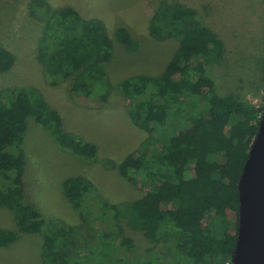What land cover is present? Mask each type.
I'll return each instance as SVG.
<instances>
[{"label": "trees", "instance_id": "trees-1", "mask_svg": "<svg viewBox=\"0 0 264 264\" xmlns=\"http://www.w3.org/2000/svg\"><path fill=\"white\" fill-rule=\"evenodd\" d=\"M30 9L45 19L38 59L51 85L70 80L75 102L89 104L95 97L108 102L115 85L105 66L114 43L104 20L85 17L73 6L54 8L47 0H32ZM197 14L178 3L155 12L150 34L178 38V49L161 74H139L118 84L138 104L131 117L148 134L118 168L130 183L150 189L106 207L92 179L68 176L62 190L79 210L77 224L47 220L27 196L23 141L28 118L79 157L96 158L98 146L68 132L38 87L0 91V206L11 210L16 222V228L0 227L1 247L21 234L38 233L43 264H232L238 186L264 107L232 95L214 98L207 65L222 61L225 43ZM115 36L128 51L141 47L124 26ZM15 63V54L0 45V72ZM125 225L141 232L148 247L139 250Z\"/></svg>", "mask_w": 264, "mask_h": 264}, {"label": "rangeland", "instance_id": "rangeland-1", "mask_svg": "<svg viewBox=\"0 0 264 264\" xmlns=\"http://www.w3.org/2000/svg\"><path fill=\"white\" fill-rule=\"evenodd\" d=\"M47 1L54 8L73 6L85 17L104 20L114 43L113 58L105 67L115 85L108 102L95 97L89 104L74 101L70 80L51 85L38 59L46 36L45 19L32 15V0H0V45L16 56L12 69L0 72V91L5 87H38L59 111L68 132L98 146L96 158L84 159L59 146L54 135L33 117L28 118L23 141L25 188L29 199L47 220L81 222L79 210L62 190L63 180L71 175L81 174L92 179L106 207L136 199L150 189L148 184L130 183L118 168L124 157L133 153L148 135L131 117L138 104L118 84L139 74H161L178 49V38L159 39L150 34L151 18L163 5L178 3L193 7L197 18L224 40L222 61L207 65V74L214 80V98L232 95L264 107V0ZM120 26L128 28L140 41L138 51H128L116 39L115 31ZM0 227L16 228L13 212L1 206ZM125 230L135 239L139 250L148 247L149 242L141 232H134L127 225ZM42 241V234H21L13 244L0 246V264H43Z\"/></svg>", "mask_w": 264, "mask_h": 264}, {"label": "water", "instance_id": "water-1", "mask_svg": "<svg viewBox=\"0 0 264 264\" xmlns=\"http://www.w3.org/2000/svg\"><path fill=\"white\" fill-rule=\"evenodd\" d=\"M238 189V237L232 264H264V111Z\"/></svg>", "mask_w": 264, "mask_h": 264}]
</instances>
